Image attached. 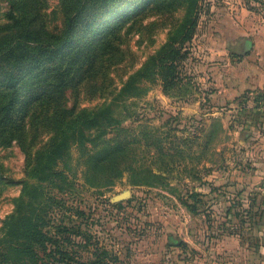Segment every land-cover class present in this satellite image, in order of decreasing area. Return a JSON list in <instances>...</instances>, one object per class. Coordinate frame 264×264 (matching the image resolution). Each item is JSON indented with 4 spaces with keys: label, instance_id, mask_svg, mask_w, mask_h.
Here are the masks:
<instances>
[{
    "label": "rangeland",
    "instance_id": "1",
    "mask_svg": "<svg viewBox=\"0 0 264 264\" xmlns=\"http://www.w3.org/2000/svg\"><path fill=\"white\" fill-rule=\"evenodd\" d=\"M150 2L84 0L85 21L104 7L91 37H111L95 59L62 64L63 96L98 123L57 174L41 170L51 134L29 161L0 146V264H264V92L225 102L218 87L239 60L226 47L237 18L263 16L264 0ZM39 3L45 30L61 29L60 0ZM9 8L0 0L1 28ZM32 228L51 241L31 259L15 248Z\"/></svg>",
    "mask_w": 264,
    "mask_h": 264
},
{
    "label": "trees",
    "instance_id": "2",
    "mask_svg": "<svg viewBox=\"0 0 264 264\" xmlns=\"http://www.w3.org/2000/svg\"><path fill=\"white\" fill-rule=\"evenodd\" d=\"M8 1L10 8L7 18L10 23L0 27V146L15 142L26 153L29 161L37 140L51 134L44 145L50 151L41 170L44 176L54 175L58 172L53 167L56 165V158L64 156L73 144L84 146L87 140L85 128H92L98 123L96 117L84 110L65 108L63 90L68 85V73L64 72L62 64L71 60L72 56L89 62L99 54V49L107 45L111 34L102 33L98 39L91 37L94 36V30L91 32V29L97 22L96 16L104 7L100 6L101 3H96L91 9L93 17L85 21L83 16L87 8L84 0L76 3V7L73 5L74 0H60L62 28L56 29V32H48L45 30L46 23L38 12L41 6L39 0ZM160 1L162 0H152L150 3L157 6ZM165 8L173 9L167 5ZM138 10L139 8L135 9ZM129 11L123 13L119 10L117 16H125ZM82 22L86 24L81 25ZM81 27L83 30L79 32ZM73 37L78 38L74 52L66 57L64 56L68 53L62 56L61 50ZM50 64L53 67L45 69ZM20 65L27 66V69H16ZM46 71L50 76L42 78ZM31 72L34 75L31 80H27V74ZM37 154L43 156L40 151ZM25 230L27 231L21 233L26 238L24 248L15 249L19 252H24L25 249V255L32 259L38 256L36 249L42 252L47 250V242L51 239L37 229ZM26 259L16 256L12 264H28ZM32 264L38 263L33 260ZM40 264H44L43 261Z\"/></svg>",
    "mask_w": 264,
    "mask_h": 264
},
{
    "label": "crops",
    "instance_id": "3",
    "mask_svg": "<svg viewBox=\"0 0 264 264\" xmlns=\"http://www.w3.org/2000/svg\"><path fill=\"white\" fill-rule=\"evenodd\" d=\"M237 19L226 47L238 54L239 60H234L232 68L219 76L218 87L225 102L247 92H264V15Z\"/></svg>",
    "mask_w": 264,
    "mask_h": 264
}]
</instances>
